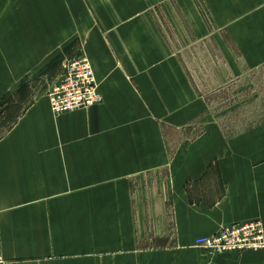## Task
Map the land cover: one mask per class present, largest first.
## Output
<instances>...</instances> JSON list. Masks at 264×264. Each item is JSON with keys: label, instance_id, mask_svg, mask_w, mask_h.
<instances>
[{"label": "crops", "instance_id": "1", "mask_svg": "<svg viewBox=\"0 0 264 264\" xmlns=\"http://www.w3.org/2000/svg\"><path fill=\"white\" fill-rule=\"evenodd\" d=\"M225 33L264 69V0H0V108L79 50L103 97L54 114L61 72L0 137L7 264H264V249L196 246L264 226V117L224 125L171 41Z\"/></svg>", "mask_w": 264, "mask_h": 264}, {"label": "rangeland", "instance_id": "2", "mask_svg": "<svg viewBox=\"0 0 264 264\" xmlns=\"http://www.w3.org/2000/svg\"><path fill=\"white\" fill-rule=\"evenodd\" d=\"M177 30L174 29L173 34L180 36ZM182 35L187 36L184 31ZM171 41L182 50L183 67L195 81L200 94L209 99L214 113L224 125L230 128L249 126L264 117V69L242 65L245 61L231 35L225 33L224 40L209 38L196 42L193 38L179 37ZM77 54L85 53L79 50ZM72 57L64 55L58 70L42 72L46 78H42L41 73L31 77L16 97L6 99L5 107L0 108V137L28 105V97L37 90H48L62 72L64 62ZM23 96H27V101Z\"/></svg>", "mask_w": 264, "mask_h": 264}, {"label": "built area", "instance_id": "3", "mask_svg": "<svg viewBox=\"0 0 264 264\" xmlns=\"http://www.w3.org/2000/svg\"><path fill=\"white\" fill-rule=\"evenodd\" d=\"M48 97L51 109L56 115L89 108L103 101L92 64L85 54L64 62L61 77L51 87ZM196 246L206 248L212 254L262 250L264 226L258 220L234 223L213 235L198 237ZM0 264H7V260L1 255Z\"/></svg>", "mask_w": 264, "mask_h": 264}]
</instances>
